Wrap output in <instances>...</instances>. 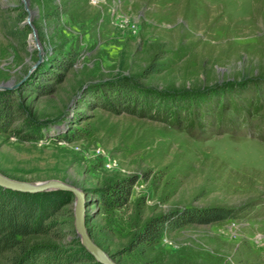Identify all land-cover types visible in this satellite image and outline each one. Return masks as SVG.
<instances>
[{"label":"rangeland","instance_id":"374dc122","mask_svg":"<svg viewBox=\"0 0 264 264\" xmlns=\"http://www.w3.org/2000/svg\"><path fill=\"white\" fill-rule=\"evenodd\" d=\"M27 1L34 70L24 5L0 0V86H17L0 91V174L82 190L117 264H264V0ZM212 208L239 217L137 240ZM73 210L64 240L28 244L73 248Z\"/></svg>","mask_w":264,"mask_h":264},{"label":"trees","instance_id":"16d2710c","mask_svg":"<svg viewBox=\"0 0 264 264\" xmlns=\"http://www.w3.org/2000/svg\"><path fill=\"white\" fill-rule=\"evenodd\" d=\"M122 87L124 89V86L119 88L121 92ZM129 188L123 185L121 189L110 191L111 196L128 194ZM72 197L71 193L62 191L30 194L0 187V264H99L81 246L80 240L73 244V248L28 244L35 238L54 236L56 241L65 239L64 234L55 233L60 230L55 217L58 209L68 205ZM106 204L109 205L107 200ZM238 217L234 210L222 208L176 211L166 218L150 221L137 240L139 244H154L167 228L178 230L189 224H214Z\"/></svg>","mask_w":264,"mask_h":264},{"label":"water","instance_id":"95a60500","mask_svg":"<svg viewBox=\"0 0 264 264\" xmlns=\"http://www.w3.org/2000/svg\"><path fill=\"white\" fill-rule=\"evenodd\" d=\"M24 5L25 11L28 14L26 24L29 25L33 30V36H35L36 47L38 48L39 60L33 66L34 70L39 64L43 63L42 58V48L37 41L36 31L31 25V19L34 15L29 8V3L27 0H21ZM31 70V71H32ZM17 86H0V91H6L8 89L16 88ZM0 187L6 190L17 191L21 193H43L51 191H62L71 193L74 196V228L76 235L80 240L81 246L93 257V259L99 264H117L112 257H110L102 248H100L94 240L91 238L87 227H86V207L88 202L86 199V194L79 188L66 184L58 180H49L41 183H24L10 179L2 174H0Z\"/></svg>","mask_w":264,"mask_h":264}]
</instances>
